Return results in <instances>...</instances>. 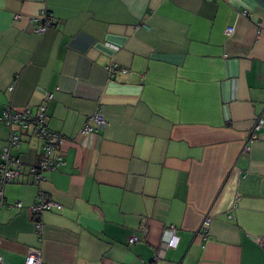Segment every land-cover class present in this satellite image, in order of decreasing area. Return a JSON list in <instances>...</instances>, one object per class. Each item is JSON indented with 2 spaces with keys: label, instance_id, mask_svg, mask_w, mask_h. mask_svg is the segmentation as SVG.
Segmentation results:
<instances>
[{
  "label": "crops",
  "instance_id": "1",
  "mask_svg": "<svg viewBox=\"0 0 264 264\" xmlns=\"http://www.w3.org/2000/svg\"><path fill=\"white\" fill-rule=\"evenodd\" d=\"M43 8L54 25L39 35ZM39 106L64 164L36 185L43 142L21 132L6 263L36 249L43 264H264V124L249 137L264 123V0H0V118ZM99 111L107 126L82 135ZM9 135L0 120V164ZM40 194L62 209L39 232Z\"/></svg>",
  "mask_w": 264,
  "mask_h": 264
},
{
  "label": "built area",
  "instance_id": "2",
  "mask_svg": "<svg viewBox=\"0 0 264 264\" xmlns=\"http://www.w3.org/2000/svg\"><path fill=\"white\" fill-rule=\"evenodd\" d=\"M42 1L45 2L46 0ZM35 21L39 23L38 28L35 30L39 35L46 34L54 25V17L47 8L41 10L39 15L35 18ZM233 32L234 28H229L227 30L229 35ZM117 68V65H113L109 70L113 72L116 71ZM122 71L126 72V70ZM10 91H13V87L10 88ZM0 120L10 129L8 141L2 149L0 164V207H4L7 205L6 187L20 176V170L23 166L22 160L13 154V151L20 145V133L33 129L36 137L43 142L41 159L36 166L31 168V173L34 175L36 185L41 184L45 180L44 172L55 170L64 164L62 146L65 143V138L59 133L53 132L47 128L44 106H39L36 111L28 107L19 112L15 111L12 107H6L2 112ZM91 123L94 125L92 126ZM263 124V121H258L254 131L249 135L250 141L256 139V131L261 130ZM106 126L107 121L103 113L99 111L95 113L85 125L82 130V135H88L92 132L104 129ZM15 206L17 208H22V203L18 202ZM61 209L62 206L60 204L40 194L36 203L31 208V213L36 221L37 230L39 232L41 231L39 218L44 212ZM210 224L211 218H205L202 229L206 232ZM137 241L138 238L133 237L130 243H136ZM177 243L176 228H172L169 231V238L166 239L163 249L158 253L157 259H163L165 251L176 247ZM259 243L264 249V238H262ZM0 264L8 263L0 257ZM24 264H43L41 251L30 249Z\"/></svg>",
  "mask_w": 264,
  "mask_h": 264
},
{
  "label": "trees",
  "instance_id": "3",
  "mask_svg": "<svg viewBox=\"0 0 264 264\" xmlns=\"http://www.w3.org/2000/svg\"><path fill=\"white\" fill-rule=\"evenodd\" d=\"M46 126H47V124H46ZM47 128H48V127H47ZM27 131H29V130H27ZM21 134H22V133H20V136H21ZM17 157H18V156H17ZM19 158H20V157H19ZM38 162H39V161H38ZM38 162L36 163V165L38 164ZM22 163H23V162H22ZM36 165H35V166H36ZM33 167H34V166H33ZM10 184H11V183H10ZM6 200H7V199H6Z\"/></svg>",
  "mask_w": 264,
  "mask_h": 264
}]
</instances>
